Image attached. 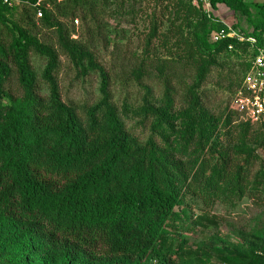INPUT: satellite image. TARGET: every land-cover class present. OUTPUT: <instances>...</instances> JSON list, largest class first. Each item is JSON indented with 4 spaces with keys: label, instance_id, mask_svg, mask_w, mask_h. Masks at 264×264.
I'll use <instances>...</instances> for the list:
<instances>
[{
    "label": "rangeland",
    "instance_id": "374dc122",
    "mask_svg": "<svg viewBox=\"0 0 264 264\" xmlns=\"http://www.w3.org/2000/svg\"><path fill=\"white\" fill-rule=\"evenodd\" d=\"M83 1L41 0L54 26L42 22L30 0L6 8V18L0 20V47L11 53L12 27L17 24L50 48L57 55L52 79L46 77L49 56L34 46L28 49L35 90L48 96L55 82L64 102L77 107L84 126L86 111L108 99L136 144L158 148L162 155L170 153L185 163L205 153L202 158L218 162L219 172L226 169L233 182L228 200L206 204L188 198L192 208L186 213L192 217L184 220L179 254L168 263L153 258L145 262L222 264L210 254L204 261L197 256L207 249L213 254L223 247L238 249L252 234L264 237V120L251 123L229 111L252 49L220 50L212 35L222 24L247 37L259 36L264 44V28H257L254 6L264 0H245L250 6L241 10L219 2L210 11L185 0H86V6ZM88 6L95 11L92 19L84 16ZM72 46L91 53L93 62L74 58ZM7 63L11 74L2 91L14 100L28 99L30 92L20 82L11 56ZM101 69L109 76L105 88ZM194 94L201 106L191 133ZM200 133L207 142L205 149ZM255 181H261L259 187L254 188ZM239 182L246 186L242 196ZM202 211L214 216L217 224H193ZM20 245L8 252L15 253Z\"/></svg>",
    "mask_w": 264,
    "mask_h": 264
},
{
    "label": "trees",
    "instance_id": "16d2710c",
    "mask_svg": "<svg viewBox=\"0 0 264 264\" xmlns=\"http://www.w3.org/2000/svg\"><path fill=\"white\" fill-rule=\"evenodd\" d=\"M219 2L235 10L250 6L245 0H213L214 5ZM83 4L88 3L84 0ZM254 6L257 28H264V3ZM6 8L11 7L0 4V20L6 18ZM91 8L88 6L84 14L90 19L95 12ZM41 9L42 22L54 26L47 10ZM12 29L11 53L0 47V264H145L152 258L173 261L179 254L177 242L182 238L184 220L192 217L191 212L186 213L192 208L188 198L206 204L228 200L233 182L226 169L219 172L218 162L202 158L205 153L185 163L170 153L162 155L158 148L136 144L123 128L117 107L108 99L86 111L84 126L77 107L64 102L55 82L48 96L35 90L29 47L49 56L48 79L57 66V55L17 24ZM222 29L227 27L219 24L216 31ZM255 38L263 44L261 37ZM214 42L220 50L230 49V44L233 51L251 46L232 38ZM70 50L74 58L93 62L91 53L77 46ZM9 56L20 82L30 92L28 99L14 100L2 91L4 80L11 74ZM249 65L247 61L245 73ZM100 74L105 88L109 76L102 69ZM194 97V113L188 125L191 133L200 118V97ZM200 142L205 149L203 133ZM261 176L264 181V171ZM260 183L255 181L254 188ZM245 187L238 183L240 196ZM195 218L193 224H217L205 211ZM14 245L20 247L10 254L8 250ZM208 250L199 252L197 259L204 261L210 254L222 264H264V237L256 234L238 249L223 247L214 254Z\"/></svg>",
    "mask_w": 264,
    "mask_h": 264
},
{
    "label": "built area",
    "instance_id": "2783aa9c",
    "mask_svg": "<svg viewBox=\"0 0 264 264\" xmlns=\"http://www.w3.org/2000/svg\"><path fill=\"white\" fill-rule=\"evenodd\" d=\"M192 4L202 7L205 11H210L213 6V0H188ZM23 3V0H0L1 5L17 6ZM37 15L43 16L41 9V0L35 3ZM214 41H221L225 38H232L240 43H250L253 55L249 59L250 65L237 88L231 101L230 109L236 115L245 118L251 123H259L264 120V44L259 45L257 38L245 36L227 27L215 31L212 35ZM229 48L232 50L233 45Z\"/></svg>",
    "mask_w": 264,
    "mask_h": 264
}]
</instances>
